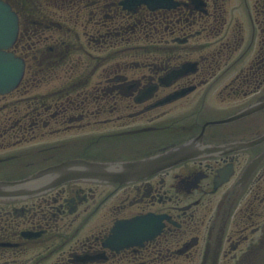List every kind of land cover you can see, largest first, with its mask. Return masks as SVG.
Segmentation results:
<instances>
[{"label":"flooded vegetation","instance_id":"obj_1","mask_svg":"<svg viewBox=\"0 0 264 264\" xmlns=\"http://www.w3.org/2000/svg\"><path fill=\"white\" fill-rule=\"evenodd\" d=\"M5 1L22 19V43L33 35L57 50L60 92L84 97L90 131L1 138L0 180L71 149L72 158L134 161L202 135L204 150L129 183L79 180L0 199V264H264V0ZM147 214L168 217L160 235L107 246L116 222Z\"/></svg>","mask_w":264,"mask_h":264},{"label":"water","instance_id":"obj_2","mask_svg":"<svg viewBox=\"0 0 264 264\" xmlns=\"http://www.w3.org/2000/svg\"><path fill=\"white\" fill-rule=\"evenodd\" d=\"M141 3L151 8L174 6L173 0H127V6ZM16 30V17L11 13L10 8L0 1V93L17 86L23 74L24 63L21 60H14L13 55L4 51L13 43ZM180 95L182 94L170 96L166 101ZM201 142L202 135L162 154L122 163H103L84 159L65 160L22 179L0 180V199L34 197L78 179L118 183L135 181L185 160L196 158L203 150ZM160 219L149 216L118 223L111 242L120 247L141 244L142 241L151 239L160 232L162 226Z\"/></svg>","mask_w":264,"mask_h":264},{"label":"trees","instance_id":"obj_3","mask_svg":"<svg viewBox=\"0 0 264 264\" xmlns=\"http://www.w3.org/2000/svg\"><path fill=\"white\" fill-rule=\"evenodd\" d=\"M38 105L36 104V102H32L31 103V110H30V115L32 116L31 120H30V123H31V130L34 131L35 129H38L39 130V127L36 126V125H33L32 123L34 122V119L36 118L37 114H39L38 112Z\"/></svg>","mask_w":264,"mask_h":264},{"label":"rangeland","instance_id":"obj_4","mask_svg":"<svg viewBox=\"0 0 264 264\" xmlns=\"http://www.w3.org/2000/svg\"><path fill=\"white\" fill-rule=\"evenodd\" d=\"M83 131L84 132H82V133H87L86 130H83ZM82 133H74V132H72V134H70V133H67V134L62 133V135H59V139H66V140H68L71 137H73L74 135L76 136V135H80ZM62 136H64V137H62ZM68 152H70V154H74L75 150L71 149V150H68L67 153Z\"/></svg>","mask_w":264,"mask_h":264}]
</instances>
